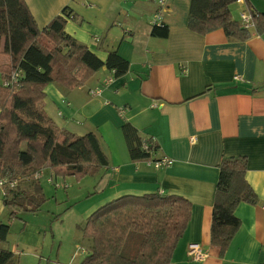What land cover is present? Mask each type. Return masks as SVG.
Returning <instances> with one entry per match:
<instances>
[{
    "label": "crops",
    "instance_id": "0c3cea01",
    "mask_svg": "<svg viewBox=\"0 0 264 264\" xmlns=\"http://www.w3.org/2000/svg\"><path fill=\"white\" fill-rule=\"evenodd\" d=\"M24 3L39 29L66 10L64 31L74 41L101 61L114 51L129 63L128 72L118 78L102 68L82 87L66 90L50 83L44 88L46 116L61 130L95 135L107 160V167L85 184L86 198L79 209L81 233L75 230L69 250L61 251L59 240L56 261L50 264H79L91 251L92 243L82 229L95 210L122 196L158 192L182 197L191 207L188 226L169 264H264V34L251 29L246 41L228 39L221 29L196 34L187 28L191 0H170L163 10L152 0ZM235 4L239 13L264 14V0ZM163 25L168 29L166 38L151 36L153 26ZM96 90L97 95L90 93ZM124 122L156 143L150 160H130L121 132ZM238 156L247 158L245 179L257 202L236 207L240 227L220 255L210 245L218 164L223 157ZM162 157L172 164L156 169L151 161ZM40 174L41 188L44 179L52 183L47 166ZM33 184L20 182L19 190L31 193ZM7 217L0 196V223L10 226L15 219L5 222ZM47 221H30L24 227L8 246L13 255L9 264L44 262L38 251L47 244ZM51 227L50 246L58 238ZM190 244L201 248L203 261L189 260Z\"/></svg>",
    "mask_w": 264,
    "mask_h": 264
},
{
    "label": "trees",
    "instance_id": "16d2710c",
    "mask_svg": "<svg viewBox=\"0 0 264 264\" xmlns=\"http://www.w3.org/2000/svg\"><path fill=\"white\" fill-rule=\"evenodd\" d=\"M237 1L191 0L187 28L199 35L221 29L228 39L246 41L250 30L230 14ZM62 15L39 29L24 0H0V60L7 58L5 65L0 64V179L18 181L3 198L9 219L38 211L45 197L34 175L45 166L52 183L55 177H93L107 167L95 135L61 130L46 116L44 88L50 83L66 90L82 87L102 68L118 78L128 72L129 63L114 51L101 61L66 34L69 13L63 10ZM253 23L256 34H264V14L255 13ZM150 34L166 38L167 26H153ZM15 73L17 82L3 87L2 82ZM121 132L130 160H150L157 151L156 143L142 138L129 122H124ZM246 170L244 156L223 157L218 164L210 245L220 255L240 227L236 207L257 202L245 179ZM23 181H33L31 193L19 190ZM190 214V204L179 196L158 192L119 197L85 219L82 235L91 241L92 249L79 264H169ZM8 233L9 225L0 223V264L13 258L8 246H3Z\"/></svg>",
    "mask_w": 264,
    "mask_h": 264
},
{
    "label": "rangeland",
    "instance_id": "374dc122",
    "mask_svg": "<svg viewBox=\"0 0 264 264\" xmlns=\"http://www.w3.org/2000/svg\"><path fill=\"white\" fill-rule=\"evenodd\" d=\"M231 17L238 21L239 10L238 5L233 4L230 6ZM5 65L7 58L2 56L0 64ZM63 180L60 177H55L54 183H47L46 180L41 181L43 195L45 197L44 202L39 206L37 213L22 212L15 215V222L10 224L9 233L6 243L3 244L6 247L11 245L12 242L17 241L18 235L24 230V227L32 222H42L45 219L47 221V244L42 251H38L43 254L44 262L42 264L55 263L56 254L59 247V240L62 241L61 251L69 250V243L71 237L76 231L81 233L80 221V204L85 201L86 195H83L84 187L86 183H90L92 177H84L82 179L74 177H66ZM84 179V180H83ZM81 180L83 182L81 183ZM87 181V182H86ZM6 215L8 212L6 210ZM8 221V217L5 222ZM14 221V220H13ZM6 224V223H4ZM46 224V223H45ZM76 226L74 227V225ZM84 224V223H83ZM54 230L58 238L55 239V243L50 246L52 237L49 226ZM76 230V231H75ZM49 256V257H48ZM49 260V262H47ZM35 264L37 260H34ZM22 264H25L22 261Z\"/></svg>",
    "mask_w": 264,
    "mask_h": 264
},
{
    "label": "built area",
    "instance_id": "2783aa9c",
    "mask_svg": "<svg viewBox=\"0 0 264 264\" xmlns=\"http://www.w3.org/2000/svg\"><path fill=\"white\" fill-rule=\"evenodd\" d=\"M154 3H156L157 7L160 10L166 9L167 4L170 0H152ZM240 1V0H239ZM238 2V1H237ZM255 15L254 12L249 10H243L239 14V22L243 29L251 30L254 29V23H253V16ZM158 19V18H157ZM97 40V39H96ZM18 74L15 73L11 76L9 80L3 81L2 85L3 87H10L11 85L15 84L17 82ZM234 80L237 81H243V79L240 76H235ZM92 95H97L99 93L98 90L90 92ZM155 106V105H153ZM192 142V139H190ZM144 149H147V147L144 145ZM151 164L156 168H162L167 167L172 164V160L168 157H162L158 160L151 161ZM40 171L36 172L34 175V179L38 180L40 177ZM18 185L17 180H7V179H0V196L2 198H6L8 196V192L11 190H14ZM188 257L189 260L193 263H199L203 261L204 255L201 250V248L196 244H190L188 246Z\"/></svg>",
    "mask_w": 264,
    "mask_h": 264
}]
</instances>
